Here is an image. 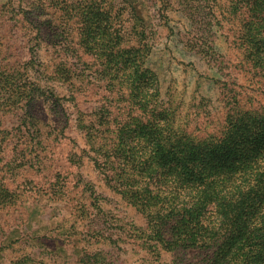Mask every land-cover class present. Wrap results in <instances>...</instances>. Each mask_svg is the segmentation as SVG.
<instances>
[{"label": "rangeland", "instance_id": "obj_1", "mask_svg": "<svg viewBox=\"0 0 264 264\" xmlns=\"http://www.w3.org/2000/svg\"><path fill=\"white\" fill-rule=\"evenodd\" d=\"M78 1L0 0V63L14 74V80L21 86L53 89V94L63 104L58 112L49 99L35 101L33 123L27 128L28 132L25 131L26 136L30 135L27 141L15 133L1 140L3 133H0V264H201L207 254L203 255L199 249L177 252L167 247L163 250L148 241L145 237L147 222L139 211L141 207L130 204L127 199L130 183L125 186L118 171L107 167L99 169L93 160L95 154L87 151L91 149L87 132L101 137L109 135L105 124L81 129L79 120L85 124L95 122L96 117L90 112L110 109L112 103H106L104 96H113L109 90L93 83L91 70L85 71L87 74L81 77L82 81L75 78L73 85L61 81L62 76H66L64 66H71V61L60 53L61 47L51 32H39L38 23L50 19L58 28L63 20L61 7ZM228 1L219 0L217 11L209 13V9L204 8L202 16L198 17L201 21L198 36L212 38L215 67L210 59L197 57L207 56L201 54V47L199 54H195L191 42L196 35L191 32L176 1L173 10L165 11L170 18L167 26L168 21L160 17L158 11L162 5L157 9L156 0H117L115 10L124 5L128 8L126 15H138L143 20L142 26L148 34L145 42L151 46L144 67L159 78L164 108L175 110L179 127H191L197 121V127L204 124L209 133L220 135L222 127L227 125L223 123L228 110L224 102L229 106L234 103L223 88L232 82L240 85L233 87L246 97L247 110L263 111L260 108L264 105V72L249 63H241L243 55L235 46L236 33L230 29L236 25L226 8ZM134 38L136 40V35ZM33 49L38 52L36 70L29 51ZM229 74L238 75L237 80H231ZM74 96L77 102L72 101ZM111 125L107 127L114 137L117 130ZM258 140L262 138L257 136L255 142L245 148L258 151L261 145ZM106 144L112 145V142ZM115 144L120 147L122 143L118 140ZM228 152V157L221 156L208 166L209 175L214 181H220L221 190H230L225 180L244 167L243 158L235 155L236 150L228 148ZM160 162L163 167L169 165L163 157ZM159 172L161 174V168ZM142 173L145 174L144 169ZM158 179L154 177L152 181ZM149 180L148 177L143 179L144 182ZM63 187H66L65 194H57ZM233 191L241 195L239 200L242 201L249 195L245 183H235ZM257 192L261 195L256 196L260 203L253 212L256 216L252 225L257 229V236L255 240L248 239L242 250L235 248L222 264L228 259L230 262L225 264H264V186ZM137 197V202H144ZM93 204H100L103 212L95 210L92 214L89 210ZM215 205L205 206L204 215L207 224L218 227L224 218ZM98 213L101 218L95 230L102 236L83 238L92 231V221L98 219ZM89 214H92L90 220L86 218ZM257 224L262 225L261 231ZM226 232L221 231L224 239ZM237 252H240L239 261ZM87 255L93 256L92 259L85 261Z\"/></svg>", "mask_w": 264, "mask_h": 264}, {"label": "trees", "instance_id": "obj_2", "mask_svg": "<svg viewBox=\"0 0 264 264\" xmlns=\"http://www.w3.org/2000/svg\"><path fill=\"white\" fill-rule=\"evenodd\" d=\"M175 1L180 6L179 11L188 20L191 32L196 35L195 41L191 42L195 54H199L201 47V54L207 56L197 57L201 60L210 59L209 62L216 67L212 38H200L197 29L201 27L198 17L202 16L204 8L214 13L218 9L219 0H156L157 9L162 5L158 11L160 17L168 21L167 26L170 25L167 13L173 10ZM228 2L226 8L236 25L230 29L237 35L235 46L243 55L241 63H249L264 72V0ZM116 3L117 0L67 2L61 7L63 20L58 28L50 19L38 22L41 25L39 32H51L52 38L61 47L60 53L71 61V66H64L66 76H62L61 81L73 85L75 78L82 81L81 77L87 74L85 71L91 70L93 83L109 90L113 96H104L107 98L106 103H112L109 104L110 109H101L100 113L90 112V115L94 113L95 122L85 124L79 120L78 126L81 129L98 128L103 123L109 135L101 137L87 132L86 139L91 147L87 151L95 154L92 157L99 169L105 167L118 171L125 180L124 185L130 183L127 199L130 204L141 207L139 211L147 222L145 237L156 248L165 250L169 247V250L177 252L199 249L203 255L207 254L201 264H222L223 259H227L235 248L242 250L248 239L255 240L257 236V229L252 225L256 216L253 212L260 203L256 196L261 195L257 191H261L264 186V105L260 108L262 112L256 108L247 110L244 104L246 97L235 89L240 85L232 82V85L223 88L234 103L229 106L224 102L228 110L223 123L227 125L222 127L220 135L209 133L203 123V127H197V121L191 127H179L175 110L164 108L159 78L144 67L151 46L145 42L148 34L142 26V18L134 14L126 15L128 8L124 5L120 10H115ZM45 23H48L47 26ZM29 51L32 67L36 70L38 52L34 49ZM257 61L260 63L257 64ZM6 68L0 63L1 140L9 139L15 133L21 134L22 140L27 141L30 135L26 136L25 131L33 123L35 101L39 98L49 99L53 109L58 112L63 104L53 94V89L47 90L36 85H30V88L21 86L14 80V74ZM229 75L231 80H237L238 75ZM222 93L224 95L225 92ZM72 101L77 102V98L74 96ZM109 124L116 127L114 137L107 127ZM257 136L262 138L257 141L261 142L259 150L245 148L249 143L253 144ZM118 140L122 143L120 147L115 144ZM107 141H111L112 145L106 144ZM228 148L231 151L233 148L236 150L235 155L243 158L244 167L243 170L232 172V176L225 180L230 190H221L220 181H214L213 176L209 175L208 166L213 165L211 163H215L221 156L228 157ZM162 157L169 162L166 167L160 162ZM143 169L145 174L142 173ZM156 173L160 175L155 176ZM146 177L150 179L148 182L143 181ZM154 177L159 179L152 181ZM141 182H144V186ZM235 183L246 184L249 195L245 196V201L239 200L241 195L233 191ZM65 188L59 189L57 194L64 195ZM87 191H90L88 186ZM137 196L144 199V202H137ZM212 204H216L217 212L224 218L218 227L205 221L204 208ZM95 210L103 212L100 204H93L89 211L95 214ZM92 214L86 218L89 219ZM100 218L95 222L91 219L93 229L90 231L89 226L90 232L84 234L83 238L102 236L95 230L99 227ZM256 226L259 231L262 230V225ZM223 230L228 232V236L227 232L224 233L225 239L221 237ZM239 254L237 252V257ZM92 257L87 255L84 260H91ZM228 262L230 259L224 264Z\"/></svg>", "mask_w": 264, "mask_h": 264}]
</instances>
